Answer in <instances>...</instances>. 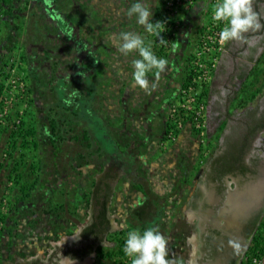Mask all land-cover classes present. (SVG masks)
I'll list each match as a JSON object with an SVG mask.
<instances>
[{
  "label": "rangeland",
  "instance_id": "1",
  "mask_svg": "<svg viewBox=\"0 0 264 264\" xmlns=\"http://www.w3.org/2000/svg\"><path fill=\"white\" fill-rule=\"evenodd\" d=\"M209 1L195 0L191 7L169 16L172 19L175 16L179 30L183 15L203 3L197 11L200 17L197 29L187 48L173 51L171 43L162 57L168 60L166 68L174 65L175 71L165 70L159 76L148 73V79L155 84L149 90L135 85L132 79L133 61L140 58L138 52L124 56L117 50L118 35L123 31L142 35L152 50L160 46V37L154 40L155 34L145 32L135 16L125 15L133 0H11L1 6L0 68L7 73L5 61L15 64L12 71L19 75L22 92L18 97L19 90L14 87L8 90L3 111L11 106V99L20 103V107H29L37 128L41 162L37 184L22 201L15 200L16 190L7 178L13 162L1 169L0 197L4 198L0 199V215L5 220L0 236V264H25L22 258L28 256L27 248L31 250L29 255H34L39 247L51 251L55 247L53 242L62 237L76 239V228L87 221L94 206V198H90L92 180L96 173L112 168L118 175L117 182L110 185V190L107 188L108 194L111 192L106 208L112 216V228L143 231L156 227L169 241V258L174 261L183 258L187 264L190 246L186 242L192 223L190 201L201 182L205 159L222 143L217 125L220 119L216 126L211 122L209 126L211 112L204 140L190 133L183 147L177 145V139L180 135L185 138L190 129L187 125L166 147L160 144L164 132L159 131L161 125L165 126L168 109L181 84L173 76L177 70L180 78L188 73L194 38L207 19ZM142 2L153 13L164 8V0ZM7 6L11 7L9 14L4 13ZM253 70L260 80L263 56ZM74 89L78 90L75 96ZM245 97L235 100L232 108L231 103L228 105L229 111H238L239 123L244 121L245 109L261 106L257 97L254 100ZM69 98L70 105L65 103ZM147 131L152 133L147 136ZM250 135L262 153L264 130ZM1 141L0 161H3L4 138ZM230 144L226 141L225 153L231 151ZM137 186L145 194L143 198ZM33 242L40 246L29 248ZM59 255L56 251L53 256ZM39 257L44 259L45 254ZM93 259L87 263H113Z\"/></svg>",
  "mask_w": 264,
  "mask_h": 264
},
{
  "label": "flooded vegetation",
  "instance_id": "2",
  "mask_svg": "<svg viewBox=\"0 0 264 264\" xmlns=\"http://www.w3.org/2000/svg\"><path fill=\"white\" fill-rule=\"evenodd\" d=\"M253 6L264 19V0H254ZM230 46L250 56L254 67L260 62L261 57H264V30L246 33L244 39L232 41ZM220 57L212 79L217 70L218 72L223 70ZM262 69L263 67L260 70ZM262 75L264 78V71ZM232 76V79L228 81L232 83V86H224L228 89L221 91L218 104L216 105V102L207 104L208 119L211 112H215V115L211 116L209 125L210 122L216 125L226 113L227 117L229 116L227 107L232 96L236 99L243 98L239 93L241 83L239 81L235 83L234 74ZM256 94L252 100L257 97L258 102L261 103L260 109L258 107L257 111L253 112L247 108L243 111L244 121L239 124L242 128L240 135L224 132L220 146L214 154L209 153L205 159L201 182L195 189L196 193L194 192L191 197L189 210L191 215H195L196 223L190 224L189 237L194 232L199 233L198 264H204L203 260L206 264H240L264 217V146L261 153L259 146L249 138L250 133L264 128L262 125L264 124V84ZM237 114H239L238 111ZM251 116L254 118L253 123ZM226 141H230L229 148H232L228 153H225L228 148V145H225ZM247 196L252 199L249 205L246 203V199H249ZM247 210L250 214L244 223V218L240 215ZM229 240L237 242L239 248L227 244ZM186 245H188L187 242ZM189 249L187 259L190 258L191 247ZM257 264H264V257Z\"/></svg>",
  "mask_w": 264,
  "mask_h": 264
},
{
  "label": "trees",
  "instance_id": "3",
  "mask_svg": "<svg viewBox=\"0 0 264 264\" xmlns=\"http://www.w3.org/2000/svg\"><path fill=\"white\" fill-rule=\"evenodd\" d=\"M10 2L11 0H0V8L2 5L4 6ZM10 11V6H7V8L4 9L5 14H9ZM152 21H160L161 28H166L167 24L169 25L168 18L164 17L163 10L161 11V8H157V11L154 12ZM171 25L172 24H170V27ZM169 30L171 31L172 29ZM168 33V31H164L161 33L160 37L164 39V35ZM173 38L174 37L172 36L171 39ZM154 40H156V36ZM171 43L172 40L167 42L165 46L160 45L156 47L157 50L155 51L154 49L153 52L158 57H165L166 48H169ZM4 66H7L8 72L6 73L4 68H0V109L2 111L0 114V144L3 138L5 140L3 146L4 150L2 153L4 159L3 161H0V169L7 167V165H9V161L13 162L11 169L7 173V178L12 183V189L16 190L14 197L15 200L22 201L30 196L39 178L38 170L40 169L41 160L38 152L37 128L34 116L31 115L32 112L30 111L29 107H20V103H17L15 99H11V101H13L11 106L8 107L7 111H3L4 107L6 106L5 100L8 90H11L14 87V89L19 90L17 93L18 97L22 96V92H20L19 88V75H16L17 72L13 73L12 71L15 67V64H10L9 60H6ZM152 72H155V70ZM152 72H149V74ZM190 73L191 71H189L185 76V79L180 85L181 87L187 84V81L191 75ZM13 77L15 78L12 79ZM209 84L210 82L203 85L200 91V97H205V99H208L207 95L209 94ZM244 90H246L244 91L245 93H248L247 91L249 90L250 93L248 95L246 94V96L248 99H251L255 96L259 88L251 91V88L248 87ZM22 98H26L27 100L29 99L27 97ZM220 128L221 127L218 129ZM171 129H173V135L178 136L179 131L175 129V122L172 118H169L165 121L164 133L161 136L163 140L167 139L166 136L169 134ZM51 130L54 131V126H51ZM192 133L196 135L194 130H192ZM172 142L173 141L170 140L169 144ZM105 186V188H108V184H105ZM92 187L95 194L97 192L100 194V192L103 191L101 190V184L99 185L98 183H94ZM1 198L4 197L1 196L0 199ZM97 203L100 205L99 212L98 214L94 215L91 222L83 228L81 233L83 237L82 245L79 248L73 249V251H69L70 253L72 252L71 257L82 259L94 250L97 252L102 251L98 245L106 232L109 230L110 224L106 214V198L97 200ZM4 220L5 217L0 215V236ZM130 230L131 229L118 230V232H114V236L112 233L117 247L115 250L103 252V257L114 258L115 264H131V258L126 256L123 251L127 233ZM262 257H264V217L260 222L257 232L253 237L252 243L249 245L240 264H257Z\"/></svg>",
  "mask_w": 264,
  "mask_h": 264
},
{
  "label": "clouds",
  "instance_id": "4",
  "mask_svg": "<svg viewBox=\"0 0 264 264\" xmlns=\"http://www.w3.org/2000/svg\"><path fill=\"white\" fill-rule=\"evenodd\" d=\"M253 4L254 0H220L215 4L213 19L226 22L219 32L221 42L239 41L245 38L246 33L264 30V22H262L264 19L261 18ZM125 15L129 18L135 16L136 22L144 27L145 32L155 34L156 38H159L165 31L162 30L160 21H152L154 13L142 0H133ZM118 41L117 50L122 55L127 56L133 51L139 54L140 58L133 61L132 79L134 84L144 90H149L150 87L155 88V84L150 82L147 74L155 70V75L159 76L166 70L168 60L158 57L153 52L151 45H146L144 37L138 33L120 32ZM159 42L163 44L166 40L160 38ZM77 93L78 90L74 89L73 96ZM65 103L70 105L71 98L65 100ZM228 183H231L230 179ZM191 219L193 223H196L194 214ZM199 240L198 232H194L188 238L187 243L191 247V253L187 264H198ZM168 244V239L156 227H149L143 231L134 229L128 231L123 251L126 256L131 258V264H184L183 258H178L175 261L169 258ZM229 244L234 248H239L238 243L234 240H229Z\"/></svg>",
  "mask_w": 264,
  "mask_h": 264
},
{
  "label": "crops",
  "instance_id": "5",
  "mask_svg": "<svg viewBox=\"0 0 264 264\" xmlns=\"http://www.w3.org/2000/svg\"><path fill=\"white\" fill-rule=\"evenodd\" d=\"M199 2V0H197ZM197 2V4H198ZM201 6H203V3L201 5H197V7H195V5L193 6V8H195L196 10H193L190 12L189 10L183 15L182 19H181V27L179 28V30L177 29L178 32H176L175 34V37H174V41H172V44H174V48L175 50H183L187 48L191 38H192V35L193 33L196 31L197 29V26H196V23H198L200 17L199 15H197V11L200 10ZM205 20V18H204ZM232 46H230V42L226 43L225 45V49L223 51V53L221 54V59H220V63L223 65V70H221L220 72H217L214 74V78L213 80L210 82L209 84V94L207 95V98H208V103L212 104L213 102H216L215 104L217 105L218 104V101H219V96L221 95V91L223 92L224 89H228V88H224L227 87V85H230L232 86V83L228 82L229 80H231V76L234 74V77H235V83H237L238 81L241 83V86H240V91L239 93L242 95L243 98H246V94L248 95L250 92L249 90L247 91L248 93H245L244 90L245 88L247 89L248 87L249 88H252L251 91H254L255 89L259 88V90L261 89L262 87V84H264V78L263 75L260 76V80L258 78V75L256 74L257 72L254 69L253 67V62H252V59L250 56H246L244 54L241 53L240 50L238 49H232L231 48ZM174 65H171V68L167 69L166 68V71H168L169 73L170 72H173L175 71V66L173 67ZM176 73L173 77H175L176 79H178L180 83L183 82V80L185 79V73L183 74V76L180 78V70H177ZM169 73L166 74L167 76H169ZM177 75L178 78H177ZM256 75V76H255ZM170 77V76H169ZM233 77V76H232ZM175 78H172V79H175ZM224 79V80H223ZM251 81V82H250ZM181 85V84H180ZM220 94V95H219ZM221 97V96H220ZM233 97V96H232ZM230 98L232 100L229 101V104L231 103V108L232 106H234V101L237 99L236 98ZM242 98H239V101H241ZM258 101V100H257ZM258 103V102H257ZM249 111H257V104L253 107V108H248ZM227 112H229V116L227 117V113L224 114L225 116L222 117L220 119V122L219 124H217L221 130V132H225V131H230V133L235 134L237 133V130L239 129H242V128H238L236 129V127H241L239 124V121L240 117H238L237 115V111L235 113L234 109H228L227 107ZM212 111V110H211ZM214 112V111H212ZM218 114V113H216ZM212 115H215V112L212 113ZM248 119V118H247ZM251 120H252V123L254 122V118L253 116H251ZM150 123H152V121H149ZM242 122V121H241ZM160 126V122H158ZM251 123V125H253ZM147 129H150V126L149 124H147ZM263 127H264V124H262ZM210 126V125H209ZM216 126V125H215ZM214 126V127H215ZM161 129L159 132H164V128L163 126L161 125L160 126ZM165 127V126H164ZM189 127V126H188ZM210 130H212L211 127H209ZM264 130V128L262 129ZM242 131V130H241ZM252 131V130H251ZM219 133L220 134V138L222 139L223 135L222 133ZM152 132L150 131H147L145 134H147V136H149ZM162 133L160 135H162ZM181 133V132H180ZM192 134V130L190 132V129H188L185 134V138L182 139L181 135L178 137V141H177V145H179L180 147H183L187 142V137L189 136V134ZM255 131H253V133L251 134H254ZM241 133H239L240 135ZM146 136V137H147ZM2 169V168H1ZM0 169V173H2L3 175V170L1 171ZM113 168L110 169V170H105L102 172L103 173H96V178H94V180H92V185L94 183H98L99 185L101 184L102 185V188L101 190H103L102 192H100V195L99 192H97L96 194L93 192V187H91V195H90V198L93 197L94 198V206L92 208V211L89 213V216H88V219L87 221L81 226V228H76V233L73 235L75 238L71 239V240H68V236H65L64 238L62 237L61 240H56L54 241V248L51 249V251H46V248L44 247H39L40 245H38V242H37V245H36V242H33V245L32 247H29V248H35V247H39V249H37L35 252L34 255H29L31 252L30 249L27 248L28 252V256H25L24 258H22V260L25 261V264H89L87 263L88 260L93 262V258H98V259H101L102 261H112L113 263H110V264H115V261H114V258H106V257H103V252H106V251H111V250H115L116 249V243L114 242V232H118V230L120 231L121 229H113L112 226V219L111 217L109 216L110 215V210L108 208H106V214H107V217L109 219V224H110V228L109 230L106 232V234L104 235L103 239L101 240V242L99 243L98 247L101 248L102 251H99L97 252L96 250H94L93 252H91L90 254H88L87 256L83 257L82 259H78V258H74V257H71L72 255V252L70 253L69 251H73V249H76V248H79L81 245H82V241H83V237L81 235L82 233V230L83 228L88 225L92 218L94 217V215L98 214L99 212V207L100 205H98L97 203V200L99 199H104L107 197V201H109V198H110V193L108 194L107 192V188H105V184H108V189L110 190V185L112 186V183L115 184L117 182V179H118V175L116 173H114L113 171ZM98 175V176H97ZM136 189V188H135ZM140 189L139 186H137V192L139 191L140 193V197H142V195H145L142 191L138 190ZM104 195V196H103ZM106 201V202H107ZM97 205V207L95 206ZM106 206V205H105ZM107 207V206H106ZM132 208H130L129 210H131ZM134 211V209H132V212ZM136 214V213H135ZM113 215V213H112ZM133 218V215H131ZM147 225H144V227H146ZM131 229V228H130ZM112 233H113V236H112ZM73 234V233H72ZM109 235H111L112 237L110 238ZM56 251L60 254L59 256H57L55 258V255L56 254ZM50 252H52L50 254ZM40 254H45V257L44 259H41L39 257ZM50 254V255H49ZM49 255V257H48ZM48 257V258H47ZM55 259H54V258ZM58 258V259H57ZM21 260V261H22ZM1 262V260H0ZM98 264H101L99 263L98 261Z\"/></svg>",
  "mask_w": 264,
  "mask_h": 264
},
{
  "label": "built area",
  "instance_id": "6",
  "mask_svg": "<svg viewBox=\"0 0 264 264\" xmlns=\"http://www.w3.org/2000/svg\"><path fill=\"white\" fill-rule=\"evenodd\" d=\"M194 2L195 0H164L163 14L164 17L168 18L169 25L167 24V27H162V29H165L169 33L164 35L166 42L163 44L160 43V45L165 46L167 42L171 41V37H174V32L178 28L179 23L174 20L175 16L173 19L169 18V16L171 14L177 15L181 9L191 7ZM218 2L220 0L209 1L210 7L206 11L207 19L205 18L206 20L202 24L201 29L198 30L197 37L194 38V50L187 65L188 72L191 71L190 78L187 84L179 87L166 117V119L172 118L174 120L175 129L178 131L185 127V125L189 126L200 137L201 141L204 140L203 136H207L208 99L200 97V91L204 84L211 81L219 57L223 53L226 45V43L221 42L219 39V32L226 22L215 21L213 19L214 6ZM170 24H172L171 27ZM167 28L172 29V32L169 29L166 30ZM173 129L169 131V134L166 136L167 139L163 140L161 138V146L166 147L170 140H175L177 136L173 135ZM201 156L203 157V153Z\"/></svg>",
  "mask_w": 264,
  "mask_h": 264
},
{
  "label": "bare ground",
  "instance_id": "7",
  "mask_svg": "<svg viewBox=\"0 0 264 264\" xmlns=\"http://www.w3.org/2000/svg\"><path fill=\"white\" fill-rule=\"evenodd\" d=\"M259 186V185H258ZM263 191V190H262ZM240 196V195H239ZM247 198H249V199H246V203L249 205L250 204V202H251V197H248L247 196ZM243 204V203H242ZM244 207H245V204H244ZM250 214V212L247 210L245 213H243L242 215H240L241 216V218H244V223L246 222L245 221V219L246 218H248V215ZM235 216H237V215H235ZM224 240V239H223ZM221 244V243H220ZM227 244H229V243H227ZM221 247V246H220ZM218 248V247H217ZM222 250H224V249H222Z\"/></svg>",
  "mask_w": 264,
  "mask_h": 264
}]
</instances>
